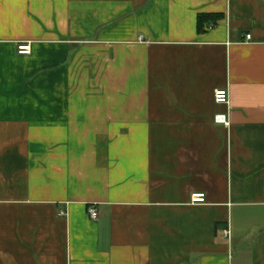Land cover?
Listing matches in <instances>:
<instances>
[{
  "label": "crops",
  "instance_id": "0c3cea01",
  "mask_svg": "<svg viewBox=\"0 0 264 264\" xmlns=\"http://www.w3.org/2000/svg\"><path fill=\"white\" fill-rule=\"evenodd\" d=\"M0 264H264V0H0Z\"/></svg>",
  "mask_w": 264,
  "mask_h": 264
},
{
  "label": "built area",
  "instance_id": "2783aa9c",
  "mask_svg": "<svg viewBox=\"0 0 264 264\" xmlns=\"http://www.w3.org/2000/svg\"><path fill=\"white\" fill-rule=\"evenodd\" d=\"M246 40L250 39V36L245 37ZM31 53V46L29 43L20 44L17 47V54L18 55H29ZM214 102L217 104H228V91L227 90H215L213 94ZM214 124L222 125V126H229L228 118L226 115H216L213 119ZM205 202V197L203 194H193L190 198L191 204H203ZM88 216L91 220H96L98 216V212L93 205L88 206L87 210ZM224 237L229 235L228 230L223 231Z\"/></svg>",
  "mask_w": 264,
  "mask_h": 264
},
{
  "label": "trees",
  "instance_id": "16d2710c",
  "mask_svg": "<svg viewBox=\"0 0 264 264\" xmlns=\"http://www.w3.org/2000/svg\"><path fill=\"white\" fill-rule=\"evenodd\" d=\"M221 19V15H198L197 17V31L203 32L204 24H216L218 20Z\"/></svg>",
  "mask_w": 264,
  "mask_h": 264
}]
</instances>
